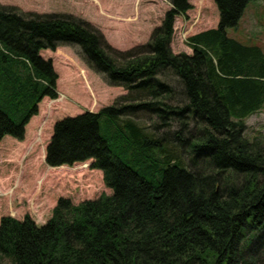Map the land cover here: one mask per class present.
<instances>
[{"label": "trees", "instance_id": "1", "mask_svg": "<svg viewBox=\"0 0 264 264\" xmlns=\"http://www.w3.org/2000/svg\"><path fill=\"white\" fill-rule=\"evenodd\" d=\"M166 1L149 41L116 58L72 17L0 5V141H22L41 100L58 96L42 50L78 46L90 70L126 91L97 113L56 121L45 148L53 171L91 160L111 195L79 204L61 197L42 225L29 215L1 217L0 262L263 264L264 143L246 137L245 120L264 106V53L226 33L253 0H212L217 27L187 38L189 55L170 44L175 18L192 5ZM170 75L174 84L161 79ZM139 112L180 129L157 136L122 118ZM103 116L112 124L106 137Z\"/></svg>", "mask_w": 264, "mask_h": 264}, {"label": "rangeland", "instance_id": "2", "mask_svg": "<svg viewBox=\"0 0 264 264\" xmlns=\"http://www.w3.org/2000/svg\"><path fill=\"white\" fill-rule=\"evenodd\" d=\"M157 1L159 5L155 3ZM189 3L192 8L174 21L170 44L174 54H192L187 38L217 27L219 14L212 0H189ZM0 5L22 15L72 17L96 31L102 38L104 49L115 58L116 53L146 44L169 8L166 0H0ZM226 33L229 38L243 44L259 46L264 53V0L250 1L237 26L227 29ZM40 56L52 61L58 76V96L53 100L48 97L41 100L37 115L25 126L22 141L9 136L0 141V218L11 216L23 220L25 215H29L37 225L47 222L61 197L79 204L97 199L102 194L111 195V190L103 183L102 172L90 168L91 160L85 162V167L79 163L53 171L45 164V148L56 121L85 111L97 113L126 95L123 88L109 86L102 74L86 66L78 46L42 50ZM161 79L170 84L175 82L172 75ZM122 118L132 119L145 131L157 136L180 129L178 122L158 127L160 120L152 113L139 112L133 117ZM111 125L106 116L100 118V132L104 137L110 134ZM245 125V135L249 140L256 138L264 143V106L246 118ZM194 128L191 123L189 131L192 136ZM184 137L189 138V134L185 132ZM260 259L264 264V250ZM0 264L8 262L2 260Z\"/></svg>", "mask_w": 264, "mask_h": 264}, {"label": "crops", "instance_id": "3", "mask_svg": "<svg viewBox=\"0 0 264 264\" xmlns=\"http://www.w3.org/2000/svg\"><path fill=\"white\" fill-rule=\"evenodd\" d=\"M155 3H157L158 4V1L157 2H155ZM159 5V4H158ZM158 5H155L156 7L158 6ZM170 7H171V5L169 4V8H168V10L170 9ZM59 48V47H58ZM189 55V54H188ZM43 58V57H42ZM45 60H47V59H45ZM34 117V116H33Z\"/></svg>", "mask_w": 264, "mask_h": 264}, {"label": "built area", "instance_id": "4", "mask_svg": "<svg viewBox=\"0 0 264 264\" xmlns=\"http://www.w3.org/2000/svg\"><path fill=\"white\" fill-rule=\"evenodd\" d=\"M185 36H186V33L183 34V37H184V38H185Z\"/></svg>", "mask_w": 264, "mask_h": 264}]
</instances>
